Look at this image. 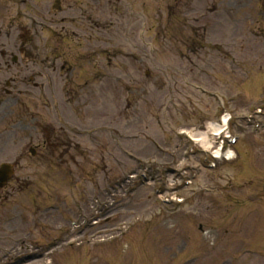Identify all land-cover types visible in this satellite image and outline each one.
Wrapping results in <instances>:
<instances>
[{
	"label": "rangeland",
	"instance_id": "1",
	"mask_svg": "<svg viewBox=\"0 0 264 264\" xmlns=\"http://www.w3.org/2000/svg\"><path fill=\"white\" fill-rule=\"evenodd\" d=\"M53 1L7 6L0 11V26H15L13 44L16 29L34 28L36 17L42 58L50 53V45L68 42L64 66L80 68L71 77L78 74V82L89 80V86L101 77L104 86L102 92L84 88L86 95L72 106V99L70 104L65 100L64 80L43 76L46 84L40 99L25 98L24 115L38 114L42 132L59 131L57 139L63 144L59 153L58 144L42 139L35 144H13V139L0 144V162L18 163L10 183L0 190V264H14L17 257L21 258L17 264H264V129L244 122L254 106H264V0H246L251 6L237 4L241 0H61L67 8L61 15L48 12ZM248 14L260 17L250 24ZM145 20L144 33L139 25ZM159 20L164 31L156 27ZM215 20L217 28L210 30ZM62 27L66 29L61 31ZM69 31L81 35L77 47L75 39L66 40ZM173 47L181 49L177 51L181 66L172 57L167 60ZM197 83L242 96L224 108L234 116L231 133L241 137L235 146L244 155L248 149L250 162L237 158L214 171L197 172L192 189L207 186L218 191L181 210L162 206L150 187H138L137 168L151 167L165 183V169L174 168L182 149L193 144L177 131L203 130L223 111L214 96L192 86ZM51 94L59 101L60 122L53 117ZM6 110H0V117ZM31 146L35 155L28 151ZM203 160L202 155L191 157L182 167L191 174ZM134 172L136 179L126 182L127 174ZM226 180L239 188L236 195L230 188L218 189ZM249 183L251 188L245 191L242 187ZM126 185H135L136 190L127 191ZM189 189L176 195L188 198ZM227 192L238 199L224 197ZM213 198L218 199V208ZM251 199L256 202L249 204ZM73 203L85 209L87 218L98 213L103 218L99 228L81 234L71 230L77 221ZM95 230L100 235L92 237ZM124 230L118 244L112 236ZM250 233V245L262 255L230 256L227 252ZM206 238H214L213 243ZM69 244L73 246L67 248ZM172 255L176 258L171 262Z\"/></svg>",
	"mask_w": 264,
	"mask_h": 264
},
{
	"label": "bare ground",
	"instance_id": "2",
	"mask_svg": "<svg viewBox=\"0 0 264 264\" xmlns=\"http://www.w3.org/2000/svg\"><path fill=\"white\" fill-rule=\"evenodd\" d=\"M197 136H201V137H197ZM194 137L196 138V140H199V139H202L203 141H204V145H209V142H208V140L206 139V136H205V134L204 133H199V134H197V135H194ZM194 138V139H195Z\"/></svg>",
	"mask_w": 264,
	"mask_h": 264
}]
</instances>
